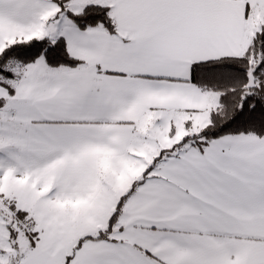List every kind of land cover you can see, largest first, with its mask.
<instances>
[{"label":"snow or ice","instance_id":"snow-or-ice-1","mask_svg":"<svg viewBox=\"0 0 264 264\" xmlns=\"http://www.w3.org/2000/svg\"><path fill=\"white\" fill-rule=\"evenodd\" d=\"M0 264H264V0H0Z\"/></svg>","mask_w":264,"mask_h":264}]
</instances>
